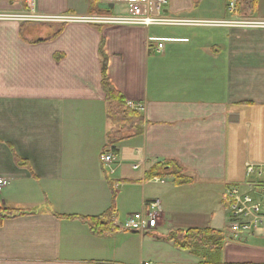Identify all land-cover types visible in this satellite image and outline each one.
I'll return each mask as SVG.
<instances>
[{"label": "crops", "instance_id": "0c3cea01", "mask_svg": "<svg viewBox=\"0 0 264 264\" xmlns=\"http://www.w3.org/2000/svg\"><path fill=\"white\" fill-rule=\"evenodd\" d=\"M29 1L0 0L7 16L0 19V178L8 181L0 206L27 212L0 226V264H200L159 237L212 228L215 211L199 223L202 199L221 194L223 202L228 187L243 182L238 170L264 165V152L261 162L245 156L256 136L249 115L264 114V25L237 24L264 23L261 1L231 11L228 2L236 0H165L164 17L192 23L150 27L84 21L126 14L119 0ZM151 39L167 41L159 52L149 49L158 45ZM104 71L143 118L141 133L114 145L115 174L101 161L113 129ZM165 162L182 168L188 183L177 185L170 170L151 180ZM111 182L122 183L119 191ZM155 200L157 228L119 227ZM77 217H99L117 230L95 234ZM225 247L222 260L230 263Z\"/></svg>", "mask_w": 264, "mask_h": 264}, {"label": "built area", "instance_id": "2783aa9c", "mask_svg": "<svg viewBox=\"0 0 264 264\" xmlns=\"http://www.w3.org/2000/svg\"><path fill=\"white\" fill-rule=\"evenodd\" d=\"M126 4L127 12L123 15H97L85 18L84 21L95 25H128V26H169L177 24H191L185 21L166 18L163 9L167 5L165 0H119ZM31 6V1L28 0ZM231 11H236L237 6L232 2L229 6ZM7 16L0 15V19ZM23 19L43 22H69L79 21L75 17H45L28 16ZM196 23V22H194ZM206 23H197L203 25ZM210 24V23H207ZM243 26H263L264 23L254 21H242L237 23ZM158 42L157 47L149 46L150 50L164 48L167 40L151 39L150 42ZM101 161L110 174H115L120 160L118 153L112 147H108L101 155ZM139 169V166L134 167ZM245 181L228 187L223 197V204L228 211L229 223L227 240L231 242L244 243L249 236L262 235L264 233V165L247 164L245 170ZM160 181L161 178H155ZM8 185V181L0 178V193ZM121 182H114V190L121 188ZM145 211L134 213L127 218L123 224H119L122 230L131 232H150L157 228L158 218L161 214V203L158 200L147 202ZM259 233V234H258ZM247 238V239H246ZM246 239V240H245ZM151 264V263H145Z\"/></svg>", "mask_w": 264, "mask_h": 264}, {"label": "trees", "instance_id": "16d2710c", "mask_svg": "<svg viewBox=\"0 0 264 264\" xmlns=\"http://www.w3.org/2000/svg\"><path fill=\"white\" fill-rule=\"evenodd\" d=\"M245 1H248V7L251 9L255 8L258 2V0H236L238 3L237 6L240 7ZM99 3L100 0H91V4L93 5H99ZM103 86L111 100L108 116L113 124V129L109 136V147H112L113 150L117 152V149L114 146L116 143L141 133L143 118L135 108H132L130 104L127 103L123 95L113 88L109 80L106 78L105 71ZM167 170H170L169 175L175 178L177 185H185L188 183V180L183 176V169L179 168L173 162H165L154 167L150 179L154 180L155 178H161L162 175L159 172ZM110 184L114 188V182H111ZM113 209L111 210L112 212ZM26 214V211L4 209L0 206V226L3 224L4 220L8 218H15ZM64 217L65 216L62 218ZM77 219L88 225L91 231L95 234L117 230L112 222L107 221L104 223L103 221L106 220L99 217H77ZM159 238L172 242L177 248L189 251L193 255L199 257L201 259L200 264H234L224 263L222 260L225 243L227 241V236L224 231L212 228H190L187 230L172 231L168 236Z\"/></svg>", "mask_w": 264, "mask_h": 264}, {"label": "rangeland", "instance_id": "374dc122", "mask_svg": "<svg viewBox=\"0 0 264 264\" xmlns=\"http://www.w3.org/2000/svg\"><path fill=\"white\" fill-rule=\"evenodd\" d=\"M260 1H261V5L264 7V0H260ZM233 2H235V1H233ZM228 3H229L228 5L230 6L232 2H228ZM235 4H236V2H235ZM248 5H249L248 1H245L242 3L243 7L247 8ZM236 6H237V4H236ZM122 11H123V7L120 5H117L116 13H120ZM258 110L259 109H255L254 111L251 112L252 115L251 114L249 115V118L251 120L255 118V122H254L255 126H254V124H252V122H250L249 124L253 125V129L255 131L254 133L256 136L254 137V139L251 140V143H252L251 144L252 145L251 152H249V154L248 153L245 154V156H249L248 161L253 162V163L261 162L262 159L259 157H261L262 153L264 152L262 149H259V142L257 140L258 139L257 127H256V125L257 126L260 125L261 126L259 128L260 131H264V114ZM248 132H250V128H249ZM262 161H264V160H262ZM235 172H237V170H235ZM237 176L242 177V180L244 182L246 179L245 178V170H238ZM222 191H223V189H222ZM219 193H220V191L218 190L217 195ZM220 195L221 194H219V196H217L215 198V201L214 200L209 201V200L202 199L203 201H206V203L201 205V209H202V212L204 215L202 214L203 219H201L199 221V223L201 224L202 220L205 222L208 219L207 215L210 212L215 211L216 216L214 218V221L212 222L211 227L222 231L223 229L226 228L227 221H229L228 220L229 215L227 216L228 212H226V210H225V206L222 202V196H220ZM257 236L264 237V233H262V235L249 236L248 239H250V238H256V239L251 240L250 245H248L246 247L239 246V245H231V244L226 245V247H225L226 248L225 249V258L227 259V261H229L230 263H238L241 261H248V259H252L253 263L255 262L254 264H258V263L264 264V262H263L264 261V251H262V250H264V238H257ZM229 242H231V241L228 239V241H226V243H229Z\"/></svg>", "mask_w": 264, "mask_h": 264}]
</instances>
